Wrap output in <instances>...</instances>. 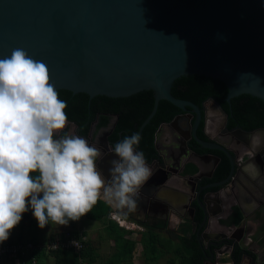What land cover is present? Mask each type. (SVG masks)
Instances as JSON below:
<instances>
[{
  "label": "water",
  "instance_id": "water-1",
  "mask_svg": "<svg viewBox=\"0 0 264 264\" xmlns=\"http://www.w3.org/2000/svg\"><path fill=\"white\" fill-rule=\"evenodd\" d=\"M16 48L48 66L57 90L92 99L153 91L141 138L161 101L190 108L201 121L202 109L172 94L183 77L221 81L230 100L264 102V0H0V58ZM200 143L231 158L230 177L216 185L222 187L236 172L232 155Z\"/></svg>",
  "mask_w": 264,
  "mask_h": 264
},
{
  "label": "flooded vegetation",
  "instance_id": "flooded-vegetation-1",
  "mask_svg": "<svg viewBox=\"0 0 264 264\" xmlns=\"http://www.w3.org/2000/svg\"><path fill=\"white\" fill-rule=\"evenodd\" d=\"M234 99L230 100L223 88L209 83L208 91L200 94L197 102L187 101L202 109L199 123L194 111L187 108L179 109L172 121L160 126L163 132L158 143L155 137V154L146 158L152 175L137 196L142 202L137 210L140 213H130L137 225L147 229L146 237L150 239L151 233L157 237L158 257L165 242L173 245L175 256L178 252L187 256L190 241L202 254L201 264H223L226 256L228 264H264L259 258L264 251L260 245L264 237L260 228L264 224L255 221L264 210V134H239L241 131L253 134L264 128L244 130L243 126L250 125L254 118L235 114ZM224 104L228 105V111ZM116 117L101 130L94 123L87 136L69 121L65 130L57 133L58 137L78 135L100 149L98 168L108 179L110 161L118 159L111 151L115 145L110 141L117 126ZM200 142L220 145L232 155L236 172L222 187L216 185L227 181L231 171L228 177L219 180V168L227 161L231 165V158L221 151L206 149ZM250 164H256L258 171L249 168L245 172ZM238 212L242 215L240 221ZM153 255L149 253L145 259L155 262Z\"/></svg>",
  "mask_w": 264,
  "mask_h": 264
},
{
  "label": "clouds",
  "instance_id": "clouds-1",
  "mask_svg": "<svg viewBox=\"0 0 264 264\" xmlns=\"http://www.w3.org/2000/svg\"><path fill=\"white\" fill-rule=\"evenodd\" d=\"M67 104L48 66L21 48L0 58V244L9 239L29 205L38 226H68L103 200L126 215L152 169L138 151L141 136L111 148L110 179L98 168L101 151L78 135L56 138L68 124ZM256 168V164L247 165ZM255 179V177H253ZM78 247V242H72Z\"/></svg>",
  "mask_w": 264,
  "mask_h": 264
},
{
  "label": "trees",
  "instance_id": "trees-1",
  "mask_svg": "<svg viewBox=\"0 0 264 264\" xmlns=\"http://www.w3.org/2000/svg\"><path fill=\"white\" fill-rule=\"evenodd\" d=\"M209 83L223 88L225 95L229 93L227 86L223 82L195 75L178 79L173 86L172 94L180 100L197 102V97L208 91ZM57 91L59 98L67 104L66 115L68 121L77 125L84 136L88 135L94 123H97V130H101L109 126L112 117L117 116V126L113 136L110 138V141L114 145L126 136L134 133L139 134L141 126L151 115L155 105L153 91L142 92L128 98L98 96L93 99L87 94L75 95L69 91ZM243 102L245 103L244 105L242 104ZM232 103H234V108L237 110L235 114L246 119L249 116L254 118L250 121V125L243 126L244 130L253 131L264 128V102L262 100L250 95H242L235 98ZM224 106L228 111V105L224 104ZM178 113L179 108L173 104L168 101L160 102L157 114L143 130L139 143V151L144 153L145 158H150L155 154L154 143L159 127L164 123L172 121ZM230 171V163L228 161L224 162L219 168L218 179H225L229 176ZM112 212L110 206L101 200L93 208L92 212L88 213L85 217L88 221L104 224L105 233L114 243L116 249L112 264H132V258L139 243L127 238L124 233L119 232V228L115 229L108 223L107 218ZM237 216V220L240 221L242 219L241 213L238 212ZM120 229L123 230L122 228ZM125 233L130 234L131 231H126ZM31 241L37 244L39 239L36 237L32 238ZM142 242L146 247L145 256L153 253L154 259L159 260L160 256L158 257L157 255V237L151 233L150 239L147 237ZM191 244L190 241H187V256L178 252V256L181 257V264H201V252ZM87 245V249L84 251L82 257L89 258V264H93V250L89 242ZM33 257H42V255L37 252L33 254ZM55 260L56 264H78L79 262L78 256L73 252H59L55 255Z\"/></svg>",
  "mask_w": 264,
  "mask_h": 264
},
{
  "label": "rangeland",
  "instance_id": "rangeland-1",
  "mask_svg": "<svg viewBox=\"0 0 264 264\" xmlns=\"http://www.w3.org/2000/svg\"><path fill=\"white\" fill-rule=\"evenodd\" d=\"M114 121L115 119L112 118L111 122ZM56 138L59 137L57 136ZM115 212L116 211L109 214V217L107 218L108 223L115 229L119 228V232H122V234L124 233L127 238L139 243L132 258V264H181L180 257L178 255L175 256L173 253L175 249L173 245L166 242L163 243L162 249L160 250L158 261L154 260L155 262H153L149 259L146 260L144 254L146 247L143 245L142 241L147 238V229L137 225V223L130 217L114 215ZM135 213L138 214L140 212L135 211ZM132 215L130 214L129 216ZM114 217H117V219L119 218L124 227H121L119 223L113 219ZM255 221L260 222L261 225L264 224V210L258 213ZM213 222L214 226L217 227L218 219H215ZM70 229L74 230L75 233H78L79 231L84 232V235L89 240L90 246L93 250V264H112L116 249L114 243L107 237L103 223L88 221L84 216L78 222L70 221L68 226H58L50 222L44 229H41L38 226V221L32 213L30 205L28 211L22 216L20 223L11 231L9 239L5 241V243L10 245H26L32 242V238L36 237L39 239V242H48L50 239H53L52 237H54V235L60 236ZM263 230L264 227L260 228V232ZM126 231H131V233L127 234L125 233ZM260 245L264 247V237L261 238ZM177 248H179V246ZM227 257L228 256L224 258L225 260L223 264H228L230 261ZM259 258L264 262V251L260 254Z\"/></svg>",
  "mask_w": 264,
  "mask_h": 264
},
{
  "label": "built area",
  "instance_id": "built-area-1",
  "mask_svg": "<svg viewBox=\"0 0 264 264\" xmlns=\"http://www.w3.org/2000/svg\"><path fill=\"white\" fill-rule=\"evenodd\" d=\"M113 219L124 227L119 218ZM52 238L48 242L40 241L37 244L30 242L26 245H10L4 242L0 244V264H56L55 255L59 252H73L79 258L78 264H89V258L82 257L89 242L84 232L75 233L70 229ZM73 241L78 242V247L73 245ZM37 252L42 257H33V254Z\"/></svg>",
  "mask_w": 264,
  "mask_h": 264
},
{
  "label": "crops",
  "instance_id": "crops-1",
  "mask_svg": "<svg viewBox=\"0 0 264 264\" xmlns=\"http://www.w3.org/2000/svg\"><path fill=\"white\" fill-rule=\"evenodd\" d=\"M136 201H137V208H136V210L135 211H137L138 209H140V205H141V199H139L138 197H136ZM175 205H177V201H175V203H174ZM135 211L134 212H132V213H134V214H136L135 213ZM130 215V213H127L126 215H123V216H125V217H130L129 216Z\"/></svg>",
  "mask_w": 264,
  "mask_h": 264
}]
</instances>
